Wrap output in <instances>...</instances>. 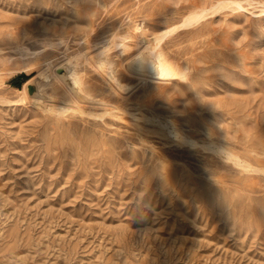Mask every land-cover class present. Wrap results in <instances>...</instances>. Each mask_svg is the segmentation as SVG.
Wrapping results in <instances>:
<instances>
[{
  "label": "rangeland",
  "instance_id": "374dc122",
  "mask_svg": "<svg viewBox=\"0 0 264 264\" xmlns=\"http://www.w3.org/2000/svg\"><path fill=\"white\" fill-rule=\"evenodd\" d=\"M234 1L0 0V264H264V0Z\"/></svg>",
  "mask_w": 264,
  "mask_h": 264
},
{
  "label": "bare ground",
  "instance_id": "6f19581e",
  "mask_svg": "<svg viewBox=\"0 0 264 264\" xmlns=\"http://www.w3.org/2000/svg\"><path fill=\"white\" fill-rule=\"evenodd\" d=\"M236 1V0H235ZM234 1V2H235ZM238 3V2H237ZM225 4V3H224ZM236 4V3H235ZM218 5V4H217ZM231 5V4H230ZM229 6V5H228ZM227 6V7H228ZM238 6H239V4H238ZM240 6H241V4H240ZM220 7H218V9H219ZM206 9V8H205ZM203 11H206V10H203ZM208 11H209V8H208ZM202 13V12H201ZM200 13V14H201ZM191 13L188 15L189 17L186 19H184V24L182 23V25H188V24H190L191 22H193V21H191V20H193V19H195V18H197L196 16H198L199 14H195L194 13V15L192 14L191 16ZM202 15V14H201ZM210 15V14H209ZM200 16V15H199ZM198 16V17H199ZM199 19V18H198ZM202 19V18H201ZM200 20V19H199ZM194 21H196V20H194ZM174 29H176V28H173V30L172 31H174ZM171 30V29H170ZM171 32V31H170ZM169 32V33H170ZM168 33V32H167ZM157 39L159 40V37H157ZM161 42V41H160ZM159 43V42H158ZM110 51V50H109ZM148 54H149V56H150V58L152 59V64L151 65H149V64H139L138 66H134L133 64L130 66L131 67V69L133 70V71H140V72H145V73H155V74H157V75H159L160 77H158V78H164V79H175V78H179V72L176 70V69H174L172 66H170L169 64H167L165 61H163V60H161V59H159V58H155L156 56H155V54H153V53H147L146 55L148 56ZM146 56V57H147ZM71 70V69H70ZM74 70V69H73ZM69 78H71L72 80H74L73 79V76H72V74H71V72L69 71ZM43 76V74L41 75V77ZM36 79V78H35ZM37 80H38V78H37ZM113 80L120 86V87H124V84L122 85V84H120V81H118V79L115 77V76H113ZM29 81V80H28ZM33 81V80H32ZM75 81V80H74ZM31 82V81H30ZM33 85H36L35 86V92H38V93H40L41 92V89H40V86L36 83V82H33L32 83ZM28 88V87H27ZM37 97V96H36ZM39 98V100L41 99V94H40V96H38ZM152 120V119H151ZM148 121V120H147ZM160 121V120H159ZM160 123H162L161 121H160ZM171 132H172V130H170ZM217 145V144H216ZM221 151V149L219 150V152ZM240 162V161H239ZM242 164V163H241ZM251 165V164H250ZM245 166H247L248 167V164H246ZM246 167V168H247ZM249 169H250V166L248 167Z\"/></svg>",
  "mask_w": 264,
  "mask_h": 264
},
{
  "label": "water",
  "instance_id": "95a60500",
  "mask_svg": "<svg viewBox=\"0 0 264 264\" xmlns=\"http://www.w3.org/2000/svg\"><path fill=\"white\" fill-rule=\"evenodd\" d=\"M29 91L30 93H33L35 91V86L29 85Z\"/></svg>",
  "mask_w": 264,
  "mask_h": 264
}]
</instances>
